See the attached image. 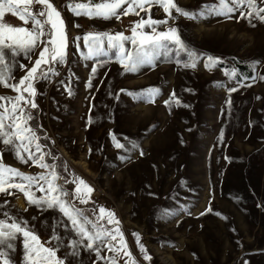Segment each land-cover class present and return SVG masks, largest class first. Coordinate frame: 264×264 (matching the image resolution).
<instances>
[{"label":"rangeland","instance_id":"374dc122","mask_svg":"<svg viewBox=\"0 0 264 264\" xmlns=\"http://www.w3.org/2000/svg\"><path fill=\"white\" fill-rule=\"evenodd\" d=\"M52 2L61 10L67 26V63L58 66V77L35 82L38 109L33 110L34 120L50 138H42L41 143L52 146L56 163L66 162L68 177L75 173L92 187L88 204L77 202L78 206L95 208L97 213L103 206L114 212L128 248L141 264L149 262L142 260L133 233H139L140 242L152 256L150 264H166L163 255L171 256L175 264H264V80L258 78V74L264 75V23L253 20L256 26L252 27L246 19L236 18L238 11L232 19L215 15L198 20L179 17L169 23L179 28L188 46L219 57V63L208 69L202 58L195 69L184 68L176 63L175 48L170 46V51L158 55L154 63L129 72L117 60L115 50L85 59L81 55L82 51L87 53L83 35L90 31L130 35L129 24L139 17L129 14L117 20L77 16L65 7L68 0ZM74 2L91 6L99 0ZM176 2L196 10L214 0ZM151 15L163 19L165 14L153 6ZM2 19L23 26L15 13L6 12ZM76 37H80L79 48L73 43ZM131 48L126 42V49ZM180 57L187 59L185 53ZM17 59L30 66L22 55ZM256 60L262 63L253 64ZM94 65L98 67L95 75L91 72ZM244 67L252 74L243 72ZM232 68L237 69L236 78L226 75ZM25 72L17 67L12 75L19 80ZM58 81L70 85L72 95ZM150 87L160 90L154 102L121 92ZM232 87L235 92L228 91ZM173 91L181 104L172 102L169 107L163 101ZM14 94L0 85V95ZM112 135L131 148L127 137L144 155H139V149L115 148ZM121 156L130 159L121 160ZM47 159L52 162L51 157ZM3 162L29 174L41 171L30 162L21 163L7 149ZM57 171L67 177L62 166ZM65 187L71 190L74 186ZM9 191L11 195L0 193V205L7 200L5 207L28 219L41 241H47L50 226L60 215L29 206L18 189ZM207 207L212 211L205 212ZM201 212L205 214L199 215ZM101 223L112 227L106 219ZM65 251L57 254L62 256ZM103 255L112 253L105 250ZM12 258L21 264L19 240ZM94 259V254L82 251L80 264H92ZM126 259L121 254L119 264Z\"/></svg>","mask_w":264,"mask_h":264},{"label":"snow or ice","instance_id":"6c2138e0","mask_svg":"<svg viewBox=\"0 0 264 264\" xmlns=\"http://www.w3.org/2000/svg\"><path fill=\"white\" fill-rule=\"evenodd\" d=\"M21 5L23 7H20ZM33 6H36L35 9ZM153 6L162 9L165 14L163 19L153 18L151 15ZM65 7L77 16L85 15L90 18L114 17L119 20L121 16L129 14L139 17L130 22V35L123 31L114 33L90 31L83 35L87 53L82 51L81 55L85 59L100 54L108 55L109 50H115L117 60L124 70L129 72H136L142 66L154 63L158 55L170 51V46L175 48L176 63L184 68L195 69L202 58L204 67L208 69L219 63V57L200 53L188 46L182 39L179 28L169 23L179 17L198 20L215 15L232 19V14L238 11L239 16L236 18L246 19L252 27L256 26L253 20L264 23V0H214L213 3L203 4L196 10L182 8L176 0H99L91 2V6L68 0ZM6 12L18 15L23 26H13L4 22L2 18ZM141 12L145 15L141 16ZM161 26L163 30H159ZM146 28L150 31H146ZM79 40L80 37L73 40L77 48L80 47ZM126 42L132 45L131 49H126ZM67 50V26L61 10L52 0H0V85L15 93L10 96L0 95V143L4 146L0 149V193L11 195L9 189H18L24 193L29 206H35L42 211L53 210L61 217L50 226L51 235L48 240L42 242L34 225H30L28 219L12 214L11 208L5 207L9 202L4 200L0 205V264H16L12 253L16 251L17 240L22 246L21 264H80L82 251L95 255L92 264H97V261H104V264H119L121 254L127 257L123 264H141L128 248L115 213L103 206H99V213L95 208L86 210L79 207L78 203L88 204L92 187L75 173H71V178L61 175L57 169L62 166L63 171L68 172L66 162L58 165L56 163L58 158L51 150L45 151L47 144L41 143L39 129L42 125L35 124L33 112L38 109L35 82L58 77L60 75L58 66L67 63ZM180 53H185L187 59H182ZM21 55L29 60L30 66L19 62L17 58ZM261 63L259 60L253 62L255 65ZM17 67L26 69L19 80L12 75ZM97 71L98 67L94 65L91 69L92 74L95 75ZM226 75L236 78L237 69L226 70ZM258 78L264 80V75L258 74ZM58 82L65 86L68 95H72L70 85L64 81ZM91 86L90 77L89 87ZM228 91L235 92L236 88H229ZM121 92L133 99L144 98L154 102L160 90L150 87L140 92L127 89H121ZM172 102L177 106L181 104L174 91L163 101L169 107ZM227 103L230 105L231 100L229 99ZM88 119L90 123L91 117ZM43 139L50 138L44 133ZM112 139L117 149L125 151L139 149V146L127 137L125 141L131 144V148H126V144L115 135H112ZM5 149L13 152L21 163L30 162L41 171L29 174L5 164L3 162ZM139 155H144L142 149H139ZM48 157H51V163L48 162ZM120 159L130 157L121 156ZM16 177L19 178L18 181L14 179ZM67 184L74 187L69 190L65 187ZM37 192L41 195H36ZM211 211V207L205 209V212ZM164 212L165 215L168 214L167 209ZM205 212L199 215H204ZM31 219L35 220L36 217ZM105 219L108 225H112L111 228L101 223ZM133 236L142 260L150 264L152 256L140 242L139 233H133ZM61 249H66L62 256L57 254ZM105 250L112 255H103Z\"/></svg>","mask_w":264,"mask_h":264},{"label":"trees","instance_id":"16d2710c","mask_svg":"<svg viewBox=\"0 0 264 264\" xmlns=\"http://www.w3.org/2000/svg\"><path fill=\"white\" fill-rule=\"evenodd\" d=\"M243 72H247L246 74L247 75H251L252 74V71L250 70V71H248V70H246V68L244 67V69H243ZM39 132H40V134H41V136H42V134H44V132H43V130H42V128H40L39 129ZM43 137H41V139H42ZM44 143V142H43ZM47 148H49V150H51V152H52V146L50 145V144H47ZM66 175H67V177L69 176V173H67L66 172ZM66 186H70L71 188L74 186V185H72V184H67ZM69 187V188H70ZM85 208H88L89 209V207H85Z\"/></svg>","mask_w":264,"mask_h":264},{"label":"bare ground","instance_id":"6f19581e","mask_svg":"<svg viewBox=\"0 0 264 264\" xmlns=\"http://www.w3.org/2000/svg\"><path fill=\"white\" fill-rule=\"evenodd\" d=\"M144 177V176H143ZM139 189V188H138ZM133 190V189H132ZM137 190V189H136ZM145 190V189H144ZM162 258H163V260H164V262L166 263V264H175V262L173 261V259H172V257L171 256H169V255H163L162 256Z\"/></svg>","mask_w":264,"mask_h":264}]
</instances>
